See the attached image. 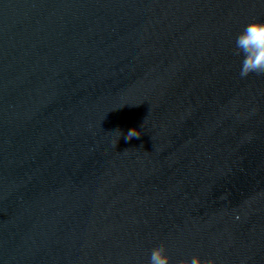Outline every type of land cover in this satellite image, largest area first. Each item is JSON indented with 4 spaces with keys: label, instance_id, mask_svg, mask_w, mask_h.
Returning <instances> with one entry per match:
<instances>
[{
    "label": "water",
    "instance_id": "water-1",
    "mask_svg": "<svg viewBox=\"0 0 264 264\" xmlns=\"http://www.w3.org/2000/svg\"><path fill=\"white\" fill-rule=\"evenodd\" d=\"M253 20L264 0H0V264H218Z\"/></svg>",
    "mask_w": 264,
    "mask_h": 264
},
{
    "label": "clouds",
    "instance_id": "clouds-1",
    "mask_svg": "<svg viewBox=\"0 0 264 264\" xmlns=\"http://www.w3.org/2000/svg\"><path fill=\"white\" fill-rule=\"evenodd\" d=\"M234 55L241 58L239 69L241 79L253 74L264 76V21L253 20L243 27L235 37ZM139 137L140 132L132 128L128 130L125 140L139 139ZM148 264H171V257L163 244L151 250ZM188 264H202V262L199 257L194 256Z\"/></svg>",
    "mask_w": 264,
    "mask_h": 264
}]
</instances>
